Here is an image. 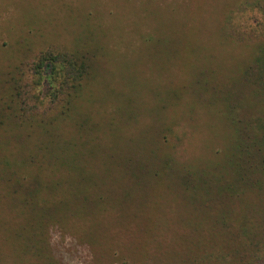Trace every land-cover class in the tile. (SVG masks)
Instances as JSON below:
<instances>
[{
  "label": "rangeland",
  "instance_id": "374dc122",
  "mask_svg": "<svg viewBox=\"0 0 264 264\" xmlns=\"http://www.w3.org/2000/svg\"><path fill=\"white\" fill-rule=\"evenodd\" d=\"M245 1L253 0H0V97L18 67L33 79L30 65L47 49L89 50L93 62L70 117L59 108L44 128L0 117V264H264L263 184L178 186L126 166L160 150L190 160L160 134L197 109L194 83L211 81L206 69L225 85L252 56L217 25L223 9ZM207 117L191 169L226 179L233 128L221 112ZM73 138L72 152L64 149ZM58 181L66 191L52 195ZM88 183L95 192L84 207Z\"/></svg>",
  "mask_w": 264,
  "mask_h": 264
},
{
  "label": "trees",
  "instance_id": "16d2710c",
  "mask_svg": "<svg viewBox=\"0 0 264 264\" xmlns=\"http://www.w3.org/2000/svg\"><path fill=\"white\" fill-rule=\"evenodd\" d=\"M248 12H251L250 21L245 18ZM217 25L222 30V35L224 32L225 37L236 46L237 50H241V47L244 50L250 49L252 56H249L246 62L239 64L235 79H228L225 85L215 75V67L206 69V75L211 78V81L202 84L197 79L194 83L196 89L192 95L196 99L197 109L192 111L188 120L181 123L176 120L169 121L163 128L159 137L161 143L165 142L162 146L169 150L181 144L186 153L191 152L190 160L178 162L173 152L171 155H168L169 152L162 155L159 148L160 152L155 151L154 156L144 157L145 165L136 162L131 164L127 160V168L133 167L132 169L135 168L137 171L133 174L135 177L141 178L146 173H150L151 178L156 179L165 175L174 178L178 186L187 185V183L192 185L206 179L213 183H226L225 190H231L233 183L238 184L241 191L243 188L245 190L246 185H264V0L245 1L237 6L228 5L218 16ZM55 50L54 48L47 49L43 53H38L37 59L30 65L33 70V79L27 74V65L14 70L10 80L5 82L4 96L0 97L3 112L1 113L0 110L1 118L19 123L20 126L29 124L44 128V122L46 123L47 119L43 118L52 120L54 111L59 108L62 109L61 113L64 117H70L72 111L78 112L76 102L82 98L86 90L85 83L93 73V62L90 56L92 52L89 50H84V53L70 50L54 52ZM231 84L233 85L230 86ZM240 84L244 89L242 91H239ZM38 86H41V93L34 96L31 88ZM234 99L239 100L236 104L243 106L242 112H236ZM220 100L221 104H219ZM208 107L214 112L210 117L208 116L209 118L213 117L216 112H221L224 121L226 120L233 128L228 147L230 152L226 153L227 149H225L226 159L224 158L222 162V168L227 170L226 179L220 176L207 177L205 172L201 171L202 169L198 171L191 169L192 164L194 166L197 163L192 159L197 147V142L193 140V137L196 133L204 134L201 127L202 129L207 128V116L204 112ZM221 108L224 111L218 110ZM198 116L204 117L201 124L200 119L196 118ZM86 120H90V117L82 119L85 122ZM189 125L193 128L192 132H189L187 128ZM83 136L80 135V137ZM205 137L208 138V135ZM76 144L77 140L70 139L64 149L71 151ZM222 145H220L221 149ZM204 147L201 146L202 149L199 151H203ZM73 155L78 157L77 154ZM209 155L214 158L211 151L207 153L208 158ZM52 156L58 158L57 155ZM209 160L211 161V158ZM5 163L8 164V162ZM0 177L4 178L3 175ZM82 179L86 180L85 174L84 178L83 174L81 175L80 180ZM58 183L52 182L53 185L47 187L52 195L63 194L66 191L67 184L64 186ZM38 184L40 188V182ZM217 187L221 191L220 186ZM68 189L72 190L73 187ZM233 190L229 193H236ZM94 192V186L91 183L84 186L81 195L84 207L94 196Z\"/></svg>",
  "mask_w": 264,
  "mask_h": 264
}]
</instances>
